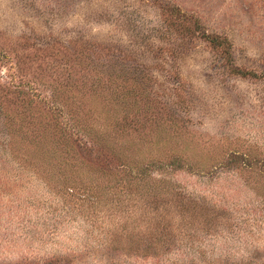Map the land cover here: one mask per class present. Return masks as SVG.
<instances>
[{
	"label": "rangeland",
	"instance_id": "obj_1",
	"mask_svg": "<svg viewBox=\"0 0 264 264\" xmlns=\"http://www.w3.org/2000/svg\"><path fill=\"white\" fill-rule=\"evenodd\" d=\"M0 264H264V0H0Z\"/></svg>",
	"mask_w": 264,
	"mask_h": 264
}]
</instances>
